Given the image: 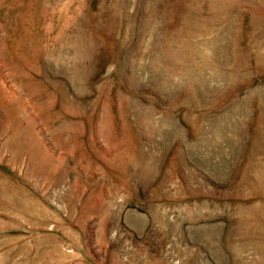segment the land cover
<instances>
[{
  "label": "rangeland",
  "instance_id": "obj_1",
  "mask_svg": "<svg viewBox=\"0 0 264 264\" xmlns=\"http://www.w3.org/2000/svg\"><path fill=\"white\" fill-rule=\"evenodd\" d=\"M0 264H264V0H0Z\"/></svg>",
  "mask_w": 264,
  "mask_h": 264
}]
</instances>
